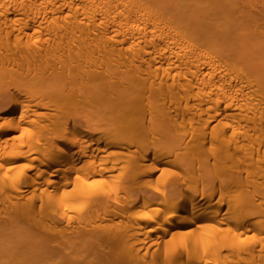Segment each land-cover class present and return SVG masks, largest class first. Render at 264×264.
Listing matches in <instances>:
<instances>
[{"label": "bare ground", "instance_id": "1", "mask_svg": "<svg viewBox=\"0 0 264 264\" xmlns=\"http://www.w3.org/2000/svg\"><path fill=\"white\" fill-rule=\"evenodd\" d=\"M234 1L0 0V264H264V19Z\"/></svg>", "mask_w": 264, "mask_h": 264}, {"label": "rangeland", "instance_id": "2", "mask_svg": "<svg viewBox=\"0 0 264 264\" xmlns=\"http://www.w3.org/2000/svg\"><path fill=\"white\" fill-rule=\"evenodd\" d=\"M235 1H236V0H235ZM235 1H234V2H235ZM234 6L237 8V11H238L239 13H241V14H243V15H245V16H249V17L252 16L251 19H253V18H254V19H257L258 22H261V19H264V0H237L236 3L234 4ZM249 17H248V18H249ZM246 18H247V17H246ZM249 19H250V18H249ZM254 19H253V20H254ZM257 20H256V21H257ZM259 20H260V21H259ZM24 51H26V50H21V51L17 50V51H16L17 54H16V53H15V50H14L12 53H15L16 56H15L14 54H13V56H15V57L18 58V57H22V56H19V52H22V53H23ZM2 54H4V53H2ZM2 54L0 55V56H2V57H0V58H3L4 55H5V54H4V55H2ZM20 54H21V53H20ZM25 54L27 55V51H26V53H24V55L22 54L23 57L26 56ZM8 68H9V70H3V71L0 73V93L4 92V91L6 90L7 83H9V82H10V79H11V78L13 79L14 76H15V75H14L15 73H13V75H14V76H13L12 73H11V71H10L11 67H8ZM15 70H17V69L15 68ZM23 73H24V72H23ZM24 75H25V76H29V77L32 76L31 73H27V72H25ZM12 76H13V77H12ZM17 77H18V76H17ZM186 123H188V122L185 121V123L182 124V125H184L185 127H187V126L189 127V125L186 124ZM79 124H81V123H79ZM188 127H187V128H188ZM133 149H135V148H133ZM133 149H132V151H133ZM134 160H135V159L133 158L132 161H134ZM180 166H181V165H179V167H180ZM168 167L172 168V169H170V170H173V167H172V166H167V172H166V173H168V171H170ZM176 167H177V165H176ZM176 167H174L173 174H174L175 172L181 170V169H180V170H179V169L177 170L178 167H177V168H176ZM181 167H183V166H181ZM175 168H176V169H175ZM183 168H184V170H185L184 173H185V175H186V169H185V167H183ZM183 168H182V170H183ZM174 171H175V172H174ZM171 172H172V171H171ZM184 173H182V174H184ZM115 174H117V172H116ZM120 174H121V173H119L118 175H120ZM171 174H172V173H171ZM157 175H158V174H157ZM167 175H168V174H167ZM167 175H166V176H167ZM180 175H181V172H180ZM173 176H174V177H173ZM177 176H178V172H177V175H176V174L171 175V177H169V179H167V181L170 180V181L173 182V181H175V177H177ZM182 176H184V175H182ZM125 178H126V177H125ZM171 178H173V179L171 180ZM180 178H181V176H178L177 179H180ZM182 178H183V177H182ZM167 181H166V183H167ZM172 182H171V183H172ZM168 183H170V182H168ZM168 183H167V187L170 186V188H172L171 185L174 184V182H173L171 185H169ZM170 188H169V189H170ZM123 195H124V193H122V199L120 198L121 200H124V199H123ZM215 209H216V208H214V210H215ZM212 210H213V209H212ZM222 211H223V210H221V213H222ZM118 219H120V222H121V221H124V220H125V222H126V219H122V218H118ZM118 219L114 220V222H115V221L118 222V221H119ZM116 222H115V225L117 224V225L119 226V225L122 224V225H121L122 227H119V228H121V230H122V229H124L123 226H124V227H127L125 224H128L129 221H128V219H127V222H126V223L123 222L124 225H123V223H120V222H119V224H118V223H116ZM110 223H113V222H108V224L106 223V225H110ZM115 225L113 224L111 227H113V226L115 227ZM117 225H116V226H117ZM118 226H117V227H118ZM117 227H115V229H119V228H117ZM108 229H109V228H108ZM111 229H112V228H110V230H111ZM115 229H114V230H115ZM119 230H120V229H119ZM263 236H264V234H263ZM167 253H169V252H167ZM170 253H172V252H170ZM164 254H166V253H164ZM164 256H165V255H164ZM111 257H112V258H111L110 262H113L112 260L115 259V255H112ZM165 257L167 258V255H166ZM165 257H162V258L164 259ZM170 257H172V256H170V254H169V255H168V258H170ZM174 257H175V256H174ZM163 259H162V260H163ZM168 260H171V259H168ZM169 262H170V261H169Z\"/></svg>", "mask_w": 264, "mask_h": 264}]
</instances>
